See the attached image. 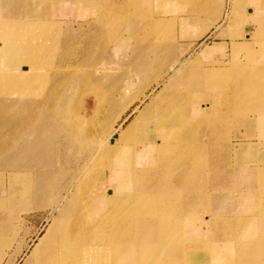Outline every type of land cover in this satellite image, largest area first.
Masks as SVG:
<instances>
[{"label": "bare ground", "instance_id": "bare-ground-1", "mask_svg": "<svg viewBox=\"0 0 264 264\" xmlns=\"http://www.w3.org/2000/svg\"><path fill=\"white\" fill-rule=\"evenodd\" d=\"M91 1L0 0V59L11 57L6 67L14 71L0 68V93L19 81L20 68L45 82L48 66L54 82L47 90L40 84L23 85L18 90L23 93V105L8 121L10 128L15 126L9 138L0 136V168L10 172L0 174L3 189L19 198L22 186L31 185L38 201L47 194L57 196L47 209L49 228L38 237L26 264H264V0H256L249 14L248 6L243 13L233 12L230 23L238 28L253 23L254 42L238 47L234 41L232 63L205 67L178 60L165 71L166 45L189 37L186 30L198 12L210 6V0H196L202 10L189 15L177 9L178 2L188 0H164L165 16L144 21L129 35L119 33L116 47L120 51L141 43L143 30L149 43L139 48L133 60L134 67L142 66L124 71L126 80L113 90L104 87L98 75L106 76L112 65L94 68L81 79V60L69 57L57 66L45 57L61 40L62 29L52 31V26L42 25L40 12L57 6L75 10L76 4L92 5ZM238 2L234 5H244L243 0ZM210 23L204 25L206 29ZM39 31L43 41L35 44ZM221 46L206 47L204 57L222 53ZM243 52L248 55L243 57ZM13 57L17 59L12 62ZM152 68L159 71L153 80ZM167 72L175 75L166 78ZM173 80H178L177 85ZM79 83L103 86L92 109L93 117L99 115L95 127L89 126L90 110L88 117L73 108V98L67 94ZM138 84L141 94L134 100L143 103L151 96V104L137 110V117L114 139L120 118L110 114L118 99ZM134 100L121 114L129 112ZM11 105L0 101V109ZM231 118L238 120L235 126L249 130V138L259 137V143L228 146L218 154L226 142L221 129ZM210 151L213 158L205 160ZM231 155L235 156L234 171L225 179L219 177V162L230 161ZM254 162L258 164L252 170ZM110 184L113 190L107 189ZM223 189L232 193L240 213L211 211L213 191ZM0 203H4L0 211L11 205L1 199ZM0 260H5L1 253Z\"/></svg>", "mask_w": 264, "mask_h": 264}, {"label": "rangeland", "instance_id": "rangeland-1", "mask_svg": "<svg viewBox=\"0 0 264 264\" xmlns=\"http://www.w3.org/2000/svg\"><path fill=\"white\" fill-rule=\"evenodd\" d=\"M163 1L164 0H92V5L88 4L85 6H77L76 4L75 10H70L66 6H57L55 7V9H50L48 11L45 10L44 12L41 11L40 23L42 25L52 26V31H56V29L58 28L62 29L59 33L62 37L61 40L59 39V41H57V43L54 45V48L50 50L51 52H46L45 57H47V60L50 59V61L57 66H59L62 62L65 63V61L69 59V57H73L77 61L81 60V79L87 78L88 72L93 70L94 68H99L103 64L106 66L112 65L113 68L108 70L109 73L106 74V76H101L100 74L98 75L100 79H103V86H107L108 88H110V90H113L116 86H118L119 83L126 80L124 71L128 70L129 72L131 71L130 68L136 70L142 66L136 63L134 67L133 60L139 56V48L144 47L149 43V36H146L147 33H145V31L143 30L141 33V37L144 40L141 43H138L136 45H129L125 50L120 51L116 47V43L119 38L118 35H120L119 33L122 32L121 35H129L130 31L134 29V27H136L137 25L141 26V23H143L144 21H147L148 19V21L154 20V18L160 19V16H165V11L168 10V7L161 3ZM236 1L240 2V0H210V6L208 5V7L203 10L201 5L196 0L178 2L179 5L177 6V9L183 8V14H187V12L192 10L202 11L201 13L198 12L196 16L197 19L192 21L191 25L186 30L185 34L189 36L187 39H179V42L177 44H173L171 46L166 45L167 49L169 48V51L167 50L166 52H164L163 56L165 57L167 55V52L169 53L165 58L162 57V60H164L165 62L163 61L162 63V60L160 61L162 63V69L164 71L165 69L169 70V67L173 64V62L178 60L181 62L185 61L186 65H189L190 63L205 67L217 65V63L220 61L222 64H229L230 62L232 63V46L234 41L238 47H240L241 44L244 43L250 44L254 42V25H252L253 23L249 21L250 26L246 24L242 26L244 28H238L237 23L231 24L230 20L233 16V12L243 13L244 9L247 8V6L248 9H245V12L246 14H249V12H251V9L254 8L253 6L256 0H248L250 3H248L249 5L246 3V0H243V6L242 4H238L237 6L234 5ZM180 3L183 5H180ZM217 4H220V6L218 7ZM214 6L216 7V9ZM218 9L220 11H218ZM24 14L25 11H23V15ZM34 18L36 17H31L30 19ZM199 20L201 21L200 23L198 22ZM209 20L212 24L210 23L211 27L209 29H206L204 25L208 24ZM13 23L14 21H12L10 24ZM144 26L145 23L143 24V27ZM146 28H148V26H146ZM150 31H155V29H152ZM197 33H199V35H196ZM231 34H236L239 36L233 39ZM41 36L42 33L40 31L37 32V36L34 37L35 44L43 41ZM248 38L251 40L247 41ZM90 45H93V47L90 48ZM215 45H222V53L220 52L219 54L214 55L210 58H205L203 55L204 49L208 46ZM246 55L248 54H244L243 52L242 56L244 57ZM10 58L11 57H9L8 55H5L0 59V68L3 72L4 70H6L8 73H14L11 68L6 67ZM16 59V57H13L12 62ZM141 62L142 64L144 63V61ZM20 69L22 72L20 73L21 78L19 79V81L17 83L11 84V89L5 90L3 93H0V101L2 103L7 106L9 104H12L9 108L0 109V136H4L5 138L10 137L9 133L15 126L14 125L10 128L8 126V121L17 116L21 106L23 105V93L18 92V90H21L23 85L30 83L36 85L40 84L41 86H43L42 88L46 90L54 84V82H52L50 79L52 71H50V68L48 66L45 70V76L48 77L45 82L44 80L43 82H41V80H39L36 76H31V72L29 70L23 68ZM38 70L42 71L41 68H39ZM158 73V68H152V70L149 72L150 79L153 80L155 77H157ZM174 75L175 74L173 72H167L165 74V76H167L166 78H169L171 76L173 77ZM175 77L179 80V76ZM178 80H173V84L177 85ZM103 86L101 88L95 84L81 85L79 83V85H77L75 89H68L67 94L73 98V108H78L80 109L79 111L86 112V115L88 117H93V110L97 105V100L95 97L96 95L101 93ZM140 86L141 85L139 84L135 85L132 90L126 92L122 98H119L117 101V108L113 113L110 114V117L112 116L113 119L120 118L115 128V133L112 135L114 139L117 137L120 129L122 130L123 128H125L131 120L137 117L138 111L146 109L147 106L151 104V96L149 97V99H147L148 101L146 100L143 103L139 100H134L135 97L141 94ZM162 88V85L161 87H157L153 96L161 91ZM56 89H65V87L56 86ZM132 100H134L132 105L133 107L131 106L129 108V112L128 110L126 111L127 114L126 112L125 114H121V112H123V107ZM89 110L91 112V115ZM94 118H96V120ZM98 118L99 115L93 117V120H90L89 122V126L91 127V123H93V126L95 127L99 122ZM234 119L235 118L229 119L230 123L228 120V122H226L221 129V135L223 136L224 140L226 139V142L218 148V154L224 153V148L228 146L237 147L239 146L238 144H246L247 142L256 144L259 143V137L255 135V137L253 136L249 138L246 135V132L249 134V130L243 128V126L241 125L235 126L236 123H238V120ZM95 121L98 122L95 123ZM230 125L232 126L229 127ZM202 136L204 137V139L208 138L205 133H202ZM65 152H67L66 149ZM71 154L72 153H70L69 155ZM206 155H204L205 160H207L208 158H213L211 151L208 152L207 156ZM234 158L235 156L231 155L230 161H228V159H225V161H223V159L219 162V177H223L225 179L226 176L229 177L228 175H231L232 169L234 171L235 168L234 165H232ZM257 164L258 163L255 162L251 164L252 170L256 167ZM9 173V171H1L0 168V174ZM16 174L18 173L16 172ZM167 175L172 176L174 175V173L168 172ZM65 178H67V176H65ZM220 180L222 183L223 179ZM3 184L4 182H0V199L1 201H4L5 204L11 203V205L8 204L6 210L0 211V253L2 254V258L4 257L5 259L3 260V262L2 260H0V262H2L0 264H26L28 261H30V253L34 244L37 242L38 237L44 235L46 233L45 231H47V229L49 228L48 226L51 222L49 223L48 221L49 216L47 209L49 204L56 200L55 198L57 196L51 198L47 194V196L40 198L38 201L37 196L32 192V186L29 185L27 187L23 185L21 191L17 192L21 194L18 198L11 195L8 189L4 190ZM55 184L56 183L53 182L51 183V186H54ZM252 184L257 186L256 182H253ZM7 185L8 183H6V186ZM227 185L228 181L226 182L225 186ZM107 189L113 190V185H108ZM232 199V193L228 190L224 191L223 189V191L221 190L219 192L213 191V195L210 201L211 211L215 213H240L242 211V208L239 206L238 202L235 199ZM223 209L227 211H223ZM229 209L230 211H228ZM4 228L5 233L2 232V229Z\"/></svg>", "mask_w": 264, "mask_h": 264}, {"label": "crops", "instance_id": "crops-1", "mask_svg": "<svg viewBox=\"0 0 264 264\" xmlns=\"http://www.w3.org/2000/svg\"><path fill=\"white\" fill-rule=\"evenodd\" d=\"M78 15V14H77Z\"/></svg>", "mask_w": 264, "mask_h": 264}]
</instances>
